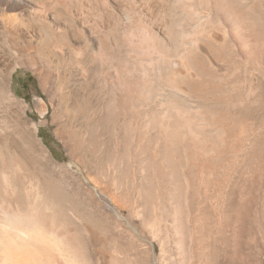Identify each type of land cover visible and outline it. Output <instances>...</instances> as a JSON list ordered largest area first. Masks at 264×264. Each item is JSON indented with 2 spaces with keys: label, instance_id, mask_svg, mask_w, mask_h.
I'll list each match as a JSON object with an SVG mask.
<instances>
[{
  "label": "bare ground",
  "instance_id": "bare-ground-1",
  "mask_svg": "<svg viewBox=\"0 0 264 264\" xmlns=\"http://www.w3.org/2000/svg\"><path fill=\"white\" fill-rule=\"evenodd\" d=\"M65 1L71 2L56 0ZM84 1L75 0L81 11L92 8L97 27L108 32L109 22L124 23L110 37L100 29L104 49L96 57L109 72L98 74L96 105L87 117L104 166L96 176L105 184L95 181L96 187L106 191L94 210L45 170L57 165L38 140L41 164L35 165L1 138L0 264H136L138 238L127 223L138 220L161 244L164 200L173 223H183V203L217 193L233 154L242 152L238 119L264 114V0ZM46 3L0 0V10L26 5L32 20L55 22L57 9ZM180 169L185 175H176Z\"/></svg>",
  "mask_w": 264,
  "mask_h": 264
},
{
  "label": "rangeland",
  "instance_id": "rangeland-1",
  "mask_svg": "<svg viewBox=\"0 0 264 264\" xmlns=\"http://www.w3.org/2000/svg\"><path fill=\"white\" fill-rule=\"evenodd\" d=\"M36 1L56 7L58 21L40 24L28 16L26 5L8 13L0 10V139L32 164H41L35 143L38 140L57 165L54 171L52 167L45 170L69 186L70 193L83 201L87 199L95 210L96 197L104 194V188L96 187L95 181L105 184V179L96 176L103 160L95 154L87 117L90 118L96 105L98 74L109 72L100 66L95 51L100 46L104 49L100 29H106L103 35L110 37L115 29L122 30L124 23L109 22L107 32L106 25L97 27L99 22L90 6L85 5L81 11L75 0L62 2L65 5L57 3L58 0ZM114 23L117 25L113 26ZM261 114L250 115L246 122L238 119L242 152L238 156V149L235 151L231 172L225 175V181L219 179L220 192L196 195L194 204L189 203L191 209L183 203L187 218L180 224L173 223L171 205L164 200L168 213L159 235L161 244L142 229L138 220L127 223L138 238L132 244L136 264H264V114ZM184 172L180 169L176 175L183 176ZM219 176L224 174L220 172ZM214 202L217 208L213 207ZM108 203L111 201L106 195L103 204L109 208ZM98 215L107 221L106 214ZM122 218L129 217L125 213ZM194 224L196 234L192 239L190 231ZM144 247L147 253L139 254L137 250Z\"/></svg>",
  "mask_w": 264,
  "mask_h": 264
}]
</instances>
